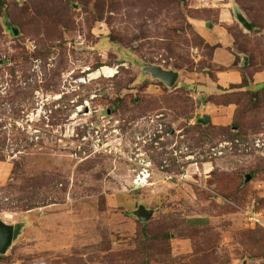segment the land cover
<instances>
[{"label":"rangeland","instance_id":"obj_1","mask_svg":"<svg viewBox=\"0 0 264 264\" xmlns=\"http://www.w3.org/2000/svg\"><path fill=\"white\" fill-rule=\"evenodd\" d=\"M260 75L264 0H0V264H264Z\"/></svg>","mask_w":264,"mask_h":264},{"label":"water","instance_id":"obj_2","mask_svg":"<svg viewBox=\"0 0 264 264\" xmlns=\"http://www.w3.org/2000/svg\"><path fill=\"white\" fill-rule=\"evenodd\" d=\"M238 21L245 27L247 30L252 29V25L247 22V20L238 15ZM13 32L18 35L16 29H12ZM246 65V64H245ZM144 74H149L153 79H158L163 82L168 87H174L176 82L178 81L179 74L174 71L164 70L159 66H147L144 69ZM137 216L139 217L141 222H146L150 219L151 213H147L144 209H140L137 212ZM21 227H14L6 224L0 219V256L5 255L8 249L12 246L13 241L20 235Z\"/></svg>","mask_w":264,"mask_h":264},{"label":"built area","instance_id":"obj_3","mask_svg":"<svg viewBox=\"0 0 264 264\" xmlns=\"http://www.w3.org/2000/svg\"><path fill=\"white\" fill-rule=\"evenodd\" d=\"M102 69H103V67H101L100 69H98V71H100ZM115 70L117 72V69L116 68H115ZM92 74H94L93 71H90V72L86 73L84 76H80V77H77V78L73 79L72 81H73L74 87L76 89L77 88L80 89L81 87L87 86L91 82L97 81L100 78L104 77V75L103 74H100V73H99V75H97V77L94 76V75H92ZM115 75L113 77H115ZM236 143H239V142L237 141ZM255 143H256L257 148H259V146H261V140L258 139V140L255 141ZM240 146H241V144L234 145V143H232V142H224V143L219 144L218 146L213 147L211 149V151H212V154H213L214 157H222L226 153H232V152H234L235 150H237V147H240ZM251 220L253 222L259 224V225L261 224V225L264 226V224L262 223V215L260 213H253V214H251Z\"/></svg>","mask_w":264,"mask_h":264},{"label":"bare ground","instance_id":"obj_4","mask_svg":"<svg viewBox=\"0 0 264 264\" xmlns=\"http://www.w3.org/2000/svg\"><path fill=\"white\" fill-rule=\"evenodd\" d=\"M99 73L103 74L105 78H112L117 72H116V70L114 68L112 69V68H109V67H103L102 70H100V71L97 70L92 75L97 77V75H99Z\"/></svg>","mask_w":264,"mask_h":264},{"label":"crops","instance_id":"obj_5","mask_svg":"<svg viewBox=\"0 0 264 264\" xmlns=\"http://www.w3.org/2000/svg\"><path fill=\"white\" fill-rule=\"evenodd\" d=\"M230 76H233L234 78L233 79H231L230 78ZM222 80H224V81H226V82H230V81H235V82H238V80H239V76L238 75H234V74H230V73H228V75H225V77H223V79ZM256 81L255 82H258L257 84H261V83H264V76H262V75H260V76H256V79H255Z\"/></svg>","mask_w":264,"mask_h":264},{"label":"trees","instance_id":"obj_6","mask_svg":"<svg viewBox=\"0 0 264 264\" xmlns=\"http://www.w3.org/2000/svg\"><path fill=\"white\" fill-rule=\"evenodd\" d=\"M245 87H247V85Z\"/></svg>","mask_w":264,"mask_h":264}]
</instances>
